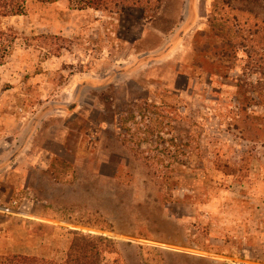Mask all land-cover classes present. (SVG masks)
<instances>
[{
  "label": "rangeland",
  "instance_id": "1",
  "mask_svg": "<svg viewBox=\"0 0 264 264\" xmlns=\"http://www.w3.org/2000/svg\"><path fill=\"white\" fill-rule=\"evenodd\" d=\"M88 1L0 16V239L28 231L56 262L79 230L132 243L122 264H264V75L207 62L264 45V1Z\"/></svg>",
  "mask_w": 264,
  "mask_h": 264
},
{
  "label": "trees",
  "instance_id": "2",
  "mask_svg": "<svg viewBox=\"0 0 264 264\" xmlns=\"http://www.w3.org/2000/svg\"><path fill=\"white\" fill-rule=\"evenodd\" d=\"M104 1L108 0H89V7L94 8L96 10H100ZM261 1L264 0H256V3L261 5ZM39 2L47 3L49 0H39ZM242 3H248L247 0H239ZM28 0H0V16L2 17H13V16H22L24 15L27 8ZM229 5V3H227ZM264 7V6H263ZM241 12H252L250 9L241 10ZM255 15V19L257 23L254 24V29H252L251 33L254 36L261 37L264 40V17L260 15ZM242 32V31H237ZM235 33L238 36L240 33ZM217 36V34H216ZM244 40V37L240 36ZM231 41L228 42L227 45H224L221 49L215 46L216 51H214V56L221 57L218 58L217 61H213L215 59L209 58L207 60L208 64H212L214 70L210 78L213 76L217 77V73H222V79L232 80L239 84V79L235 76L232 77L235 67L234 64L239 58L240 54H244L247 57V65L248 68H251V72L253 74L259 75L260 77L264 75V66H259L258 62L264 63V45H231ZM245 48V49H244ZM244 49V50H242ZM219 50V51H218ZM257 58L256 63H254ZM264 77V76H263ZM262 78V77H261ZM213 80V79H212ZM261 82V80H260ZM239 86V85H238ZM217 172H220L226 176H235L239 171V168L235 165L226 164L223 165L219 163L216 165ZM241 171V170H240ZM160 180L170 181L173 180V184L177 185L178 180H174L173 178H165L162 177ZM201 178L197 177V179L192 180V185H197L200 183ZM214 180L212 178H208L203 185H208V183L212 184ZM69 235H72V242L70 247L66 253V259L63 262H56L54 260L40 258L38 256H28L23 254H13L9 253L3 255L1 257V264H107L106 259L108 256L113 258V264H122L121 256H122V248L123 246H132V243L126 242L122 243L120 241L114 240L104 235L94 234V233H85L79 230H68ZM189 256V255H188ZM209 260V259H208ZM205 258H201L195 264H216L214 262H210Z\"/></svg>",
  "mask_w": 264,
  "mask_h": 264
},
{
  "label": "crops",
  "instance_id": "3",
  "mask_svg": "<svg viewBox=\"0 0 264 264\" xmlns=\"http://www.w3.org/2000/svg\"><path fill=\"white\" fill-rule=\"evenodd\" d=\"M6 237H7V235H3L2 239H0V254H2V255H6L9 253L21 254V253H17L16 250L17 249H19V250L27 249V253L24 254L25 253L24 252L23 255L28 254V256H38L37 249L33 245L28 246V245H30L29 243H35V241L30 240V239H34V238H33V236L30 235V233L28 231H26V233L23 236H19L17 240H15L13 238V240H12L13 243H11V244L8 243V240H11V239L6 238ZM16 241H18L20 243L15 244ZM5 245H7V246H5Z\"/></svg>",
  "mask_w": 264,
  "mask_h": 264
}]
</instances>
